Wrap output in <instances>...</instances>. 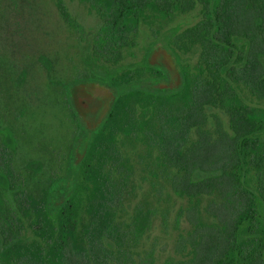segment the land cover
Wrapping results in <instances>:
<instances>
[{
	"label": "trees",
	"instance_id": "obj_1",
	"mask_svg": "<svg viewBox=\"0 0 264 264\" xmlns=\"http://www.w3.org/2000/svg\"><path fill=\"white\" fill-rule=\"evenodd\" d=\"M81 1L89 3L98 13L111 16L102 29H106L110 21L115 23V32L132 27L128 25L126 15L143 13L146 8L156 10L152 0ZM210 1L200 0L205 18L191 29L217 28L218 41L222 42L224 49L227 45L228 48L235 46L237 37L244 41L247 39L248 64L240 68H224V76L219 68L207 69L211 79L202 77L203 69H198L189 75V85L186 83L177 92V98H161V105L157 106L145 100L172 124L169 132L160 125L158 131L150 127L147 134L150 137L152 132L154 137V133H160V140L164 143L160 147V157L176 169L174 189L186 192L192 200L187 211L191 227L178 241V246L190 245L192 256L180 263L264 264V140L243 138L239 145L235 137L226 132H222L218 139L203 129L208 114L206 105H214L216 101L230 113L231 125L238 136L263 124L262 116L250 114L253 115L250 117L241 112L244 106L238 103L231 82L264 87V0H213L211 6ZM190 4L192 6L193 1ZM162 6L166 7V2L158 4L159 12H165ZM57 7L68 19L60 0ZM115 16H123L125 22L117 21ZM107 35L105 33L100 39L104 40ZM109 36L113 38L111 33ZM195 36L201 37L199 33ZM228 51L231 55L233 49ZM228 58L229 55L223 56V62L226 63ZM240 58L239 55L237 59ZM134 93L138 94L135 90L127 94ZM263 93L264 89L259 92ZM128 102L134 103L135 97ZM120 114L126 116L124 125L120 123ZM131 116L128 109L126 112L118 107L113 110L107 134L101 132L95 137L87 156L88 148L80 157L76 172L70 165L73 180L69 181L68 191L63 196L59 188L65 179L56 189V202L51 206L54 211L47 207V195L51 184L58 179L52 181L48 189L43 187L40 193L24 190L21 187L23 181L13 174L11 168L5 167L10 158L7 146L14 148L15 139L10 128L0 129V162L4 161L3 167L0 165V185L6 189L16 188L13 192L16 211L5 205L0 195V264H129L126 258L128 251L123 247L125 234L115 219L121 183L113 181L104 172L103 165L109 159L119 160L113 131L135 132L136 118ZM189 126L195 128L198 137L184 148L181 143L186 140L185 132ZM119 163L120 166L124 164L122 161ZM27 166L33 170L40 169L37 160H31ZM197 170L208 174L197 178ZM248 173H255V176L249 178L246 176ZM218 190L226 198L219 207L220 214L218 202L211 200L204 208L214 219L202 221L199 218L200 196L218 194ZM134 218L136 222L140 221L138 226H141L147 219V213L137 211ZM25 221L39 240L21 241ZM234 250L238 257L236 262Z\"/></svg>",
	"mask_w": 264,
	"mask_h": 264
},
{
	"label": "rangeland",
	"instance_id": "obj_2",
	"mask_svg": "<svg viewBox=\"0 0 264 264\" xmlns=\"http://www.w3.org/2000/svg\"><path fill=\"white\" fill-rule=\"evenodd\" d=\"M57 1L0 0V129L10 128L16 140V151L5 167L23 181V189L34 194L47 186L50 178L67 172L72 123L64 87L88 73L86 61L92 60V51L97 50L94 41L104 24L79 0H60L66 19ZM198 10L186 18V25L198 20ZM120 64L107 71H119L116 67ZM222 118L225 127L227 118ZM213 126V121L207 122L206 127L212 130ZM118 143L121 155L128 159L129 172L126 179L117 177L118 182H124L125 191L117 203L115 219L125 234L123 247L128 251V262L184 263L190 245L178 246V241L191 227L186 214L191 202L172 190L170 174H160L153 162L155 152H147L134 134L121 137ZM31 160L41 164L39 170L27 167ZM14 190L0 185L2 200L10 208H14ZM217 198L200 197L202 221L211 219L204 206ZM137 211L150 212L141 232L134 218ZM22 237L33 235L26 229Z\"/></svg>",
	"mask_w": 264,
	"mask_h": 264
},
{
	"label": "flooded vegetation",
	"instance_id": "obj_3",
	"mask_svg": "<svg viewBox=\"0 0 264 264\" xmlns=\"http://www.w3.org/2000/svg\"><path fill=\"white\" fill-rule=\"evenodd\" d=\"M79 1L87 4L92 12L98 17H101L104 24L99 27V34L94 41V47L97 50L95 51L93 49L92 60L86 61L88 73L73 79L64 87L66 106L70 122L72 123L70 129L72 140L68 154V168L66 174L50 178L49 183L45 187L48 189L49 185L55 179H65L59 188V193L63 196L68 191V183H70V180H73L72 167L70 166L71 159L78 161L88 148L86 157L93 145L95 137L101 132L103 135L107 134L110 115L118 107L125 110V112L128 109L129 113L133 116L131 117L136 118L135 132L127 134L118 130L113 131L114 147L117 149L120 158L119 160H107L103 165L104 172L116 182H118L117 177L123 176V179L128 177V159L121 155L119 149L120 143L118 141L121 137L125 138L128 135L134 134L136 140L146 148L147 152H155L153 162L155 167L160 171V174L162 176L170 174L168 175V180L172 190L179 195H184L188 202H191L192 200H190V196L186 192L180 193L174 189L173 177L176 169L169 166L168 163H164L162 157H160L162 155L160 147L164 145L163 141L160 140L162 138L160 133H154V137L152 132L150 137L147 134L150 127L152 130L158 131L160 125L165 126L167 128L165 131L169 132L172 129V124L166 120L165 116L157 108L154 109L147 102H153L157 106L161 105V102H159L161 98L168 97L171 100L177 98V92L183 89L186 83L187 86L189 85V81H187L189 75L195 74L198 69H203L202 77L211 79V75L207 69L219 68L220 74L224 76V68H240L245 64L247 65V57L249 54L248 40L245 39L244 41L243 38L237 37L235 46L228 48L227 45L225 46L226 49H224L221 46L222 42L218 41L217 28L191 29L205 18V13L201 12L203 5L200 0H152L156 6V10L146 8L143 13L126 15L128 25L132 27L129 29L121 28L122 30H118V32L114 30L115 23L110 21L107 28L102 29V26L107 24L106 20L111 18V16L109 17L108 14H100L94 7H90L89 3ZM190 1H193L192 6ZM212 1H210V6L212 5ZM160 2H166L167 6H162L165 12H159L157 10ZM198 7V20L192 25H186V18L195 9H198ZM119 20L125 22L123 16H118L117 21ZM176 20L180 22L176 23ZM105 33H108V35L104 37V40H101L100 38ZM109 33L113 35V38H110ZM141 33L144 35H140ZM196 33H199L201 37L196 38ZM115 34L117 38H115ZM228 49H233L231 55ZM228 55V61L224 63L223 56L228 57ZM239 55L241 58L238 60ZM118 63H121L116 67L119 71L110 74L107 68L115 66ZM231 84L235 89L238 103L244 106L241 112L246 116L250 114H256L257 117L262 116V126H256L250 132L238 136L231 125L230 113L222 107L221 102L216 101L214 105H206L208 114L203 124V129L208 131L209 135L213 137L218 136V139L222 132H226L230 137H235L239 145L243 138L252 137L264 140V93L259 94L264 87L258 86V84L257 86H249L242 82L235 84L231 82ZM132 90H135L138 94H127ZM128 96H130L129 99L127 98ZM133 97H135V102L131 104L128 100H132ZM145 100L148 101L145 102ZM128 105H130L129 108H127ZM173 110L174 108H171V111ZM223 116L227 118L225 127L223 124ZM125 117V114H120L119 120L122 125L126 121ZM250 117H253V115H250ZM144 121H147V123ZM210 121L214 122L212 130L206 127L207 122ZM197 137L198 134L195 128L189 126L185 132L186 140L181 143L182 146L184 148L188 147L191 140ZM150 138L154 140L150 141ZM7 149L10 152L9 157L11 158L16 151V140L15 147H9L8 145ZM119 161H122L124 164L120 166ZM39 165L41 164L39 163ZM207 174L197 170L195 177L199 178ZM246 176L253 178L255 173H248ZM120 183V195L122 196L125 191L123 188L124 182L121 181ZM42 188L38 193L42 191ZM26 190L28 189L26 188ZM221 192L218 190V194L213 193L218 198L217 200H212L218 202V214H220L219 207L225 203L226 199ZM204 195L206 194H202V197ZM189 207L186 209V214ZM11 209L16 211L15 203L14 208ZM146 213L147 219L144 221L145 224L150 217V212ZM207 214L211 216L209 220L211 222L214 218L211 213ZM137 225H140V221L137 222ZM137 228L141 229L142 224ZM26 229L32 232L30 225L25 221L21 235L23 233L25 234ZM32 235L33 237L21 236L20 239L26 243L39 240L33 232ZM1 246L2 243H0ZM234 255V261L236 262L238 257L235 250ZM191 256L190 253L185 260H189Z\"/></svg>",
	"mask_w": 264,
	"mask_h": 264
},
{
	"label": "water",
	"instance_id": "obj_4",
	"mask_svg": "<svg viewBox=\"0 0 264 264\" xmlns=\"http://www.w3.org/2000/svg\"><path fill=\"white\" fill-rule=\"evenodd\" d=\"M84 156V153L82 154L81 158ZM80 158V159H81ZM80 160L77 161H74V159H71V166L74 168V172H76L77 170V167H78V164H79ZM63 181V179H58V180H55L50 188H49V191H48V195H47V207L49 210H53V208L51 207L52 206V203L53 202H56V199H55V191L56 189L60 186L61 182ZM57 205H55L56 207Z\"/></svg>",
	"mask_w": 264,
	"mask_h": 264
}]
</instances>
